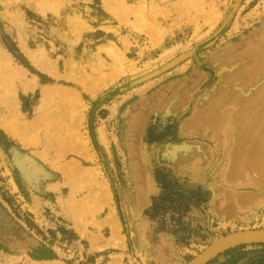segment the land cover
Returning <instances> with one entry per match:
<instances>
[{
  "label": "rangeland",
  "instance_id": "rangeland-1",
  "mask_svg": "<svg viewBox=\"0 0 264 264\" xmlns=\"http://www.w3.org/2000/svg\"><path fill=\"white\" fill-rule=\"evenodd\" d=\"M263 132L264 0H0V264H189L264 229ZM158 169L183 207L151 218Z\"/></svg>",
  "mask_w": 264,
  "mask_h": 264
},
{
  "label": "water",
  "instance_id": "water-1",
  "mask_svg": "<svg viewBox=\"0 0 264 264\" xmlns=\"http://www.w3.org/2000/svg\"><path fill=\"white\" fill-rule=\"evenodd\" d=\"M247 244H264V229L240 231L228 235L213 243L189 264H207L221 253Z\"/></svg>",
  "mask_w": 264,
  "mask_h": 264
},
{
  "label": "trees",
  "instance_id": "trees-1",
  "mask_svg": "<svg viewBox=\"0 0 264 264\" xmlns=\"http://www.w3.org/2000/svg\"><path fill=\"white\" fill-rule=\"evenodd\" d=\"M156 180L161 188V194L154 198L153 204L149 209V214L151 218H156L160 212L168 210L169 207L178 210L183 207V204L178 203V198L181 197L183 189L177 187L179 180L166 173L164 169H158L156 172ZM201 189L198 188L197 191L190 192H200ZM195 205H198L196 202ZM187 207L184 209L186 210Z\"/></svg>",
  "mask_w": 264,
  "mask_h": 264
},
{
  "label": "bare ground",
  "instance_id": "bare-ground-1",
  "mask_svg": "<svg viewBox=\"0 0 264 264\" xmlns=\"http://www.w3.org/2000/svg\"><path fill=\"white\" fill-rule=\"evenodd\" d=\"M264 133V132H263ZM262 134V133H261ZM254 136V135H253ZM261 137V136H260ZM257 138V137H256ZM190 154L189 153H186V154H184V156L186 157H188Z\"/></svg>",
  "mask_w": 264,
  "mask_h": 264
}]
</instances>
